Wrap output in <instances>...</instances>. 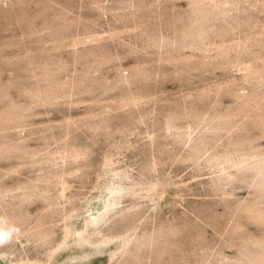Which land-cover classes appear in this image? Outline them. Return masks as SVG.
I'll return each instance as SVG.
<instances>
[{"label": "rangeland", "instance_id": "obj_1", "mask_svg": "<svg viewBox=\"0 0 264 264\" xmlns=\"http://www.w3.org/2000/svg\"><path fill=\"white\" fill-rule=\"evenodd\" d=\"M263 159L264 0H0V264H252Z\"/></svg>", "mask_w": 264, "mask_h": 264}, {"label": "bare ground", "instance_id": "obj_2", "mask_svg": "<svg viewBox=\"0 0 264 264\" xmlns=\"http://www.w3.org/2000/svg\"><path fill=\"white\" fill-rule=\"evenodd\" d=\"M250 76V75H249ZM196 144H194L195 146ZM224 157V156H223ZM226 157V156H225ZM227 161H232V159L234 158H226ZM226 161V160H225ZM226 161V162H227ZM233 162V161H232ZM230 163V162H229ZM240 163V162H239ZM239 163H235V165H237L238 167V170H244L246 169V171H254L255 174H257V180H256V187H258L257 191L261 190L263 193H264V159L263 160H259L255 163H253L252 165H241ZM232 164V163H231ZM248 169V170H247ZM240 172V171H238ZM251 173V172H250ZM226 175V174H225ZM234 174H232L231 176H233ZM223 176V175H222ZM222 176H220L221 180L223 179ZM230 176V175H229ZM236 176V174L234 175ZM225 177L226 179H229L231 177H228V175L226 176H223ZM219 178V179H220ZM235 178V177H234ZM224 179V180H226ZM233 179V178H232ZM223 180V181H224ZM227 181V180H226ZM225 182V181H224ZM255 182V181H254ZM255 184V183H254ZM153 186V185H152ZM255 186V185H254ZM112 187V186H111ZM125 188V187H124ZM124 188H121V187H112L109 189L110 193L115 195L116 198H114L113 200H109L105 203L103 209L101 211H99L98 213H96L95 215H93L92 217H90L86 223H85V228L84 229H81V230H74L72 228H66V230H64V236L61 240V242L59 243V245L57 246L56 248V251L55 253L57 252H63L65 251L66 249L68 248H71L72 246L75 247V246H84V245H91L92 244V241L90 240V238L86 235V228L89 227V226H96V225H99V224H102L106 221V219L109 217L110 213L112 212V210L115 208V205L117 204V198L118 196H120L122 193H124ZM153 188V187H152ZM156 188V187H154ZM131 191V190H130ZM149 191V190H148ZM153 192V191H152ZM151 192V193H152ZM261 192V193H262ZM260 193V191L258 192ZM260 193V194H261ZM149 194V193H148ZM153 194V193H152ZM151 195V194H150ZM260 196V195H259ZM151 197V196H150ZM262 199V198H261ZM263 200V199H262ZM120 201V200H119ZM258 202L260 200H257ZM261 202V201H260ZM260 204V203H259ZM251 209V207H250ZM253 210V209H252ZM255 210V209H254ZM246 211V210H245ZM122 213V211H120ZM119 212V213H120ZM249 212V211H248ZM260 213H261V210H260ZM123 214V213H122ZM126 214V213H125ZM248 214V213H247ZM259 214V212L257 213ZM263 214V213H262ZM112 215V214H111ZM124 215V214H123ZM122 215V216H123ZM260 215V214H259ZM121 216V215H119ZM100 226V225H99ZM95 230V229H94ZM99 231V230H98ZM97 231V232H98ZM101 234V233H100ZM102 235V234H101ZM101 237V236H100ZM116 239V238H113V240ZM111 240V239H110ZM112 240V241H113ZM118 240V239H117ZM122 240V239H121ZM125 240V239H124ZM115 241V240H114ZM109 240L108 238H102V239H99L96 241V246L97 247H103V245H105L106 243H108ZM127 242V241H126ZM139 242V241H138ZM255 242V241H254ZM258 242V240H257ZM262 242V241H261ZM257 243V245L259 244L262 248V251L264 252V241L262 243ZM112 243V242H111ZM110 243V244H111ZM141 243V242H140ZM124 245L126 243H123ZM108 245H106L105 247H107ZM111 246V245H110ZM252 246V245H251ZM255 246V245H254ZM126 247V246H125ZM257 247V246H256ZM123 250V249H122ZM130 250V249H129ZM261 250V249H260ZM52 252V251H51ZM262 253V252H261ZM5 254V253H4ZM51 254V253H50ZM130 254V253H129ZM133 254V253H132ZM248 254V253H247ZM110 256V255H109ZM258 255L256 256V260H254V258L252 260H254L253 262H250L252 264H261L262 262H264V259L263 258H260L262 260H258ZM261 257H264V255H262ZM125 258V257H124ZM126 260V259H125ZM244 260V259H243ZM249 260V259H248ZM247 260V261H248ZM251 260V261H252ZM50 261V260H49ZM245 261V260H244ZM244 263V262H242ZM11 264V263H10ZM22 264V263H21ZM264 264V263H263Z\"/></svg>", "mask_w": 264, "mask_h": 264}]
</instances>
